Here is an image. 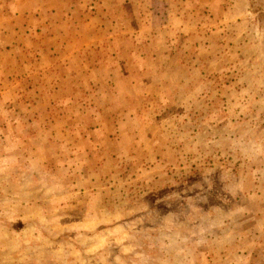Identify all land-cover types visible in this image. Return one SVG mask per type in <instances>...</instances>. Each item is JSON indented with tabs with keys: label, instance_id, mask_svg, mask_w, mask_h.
I'll list each match as a JSON object with an SVG mask.
<instances>
[{
	"label": "rangeland",
	"instance_id": "1",
	"mask_svg": "<svg viewBox=\"0 0 264 264\" xmlns=\"http://www.w3.org/2000/svg\"><path fill=\"white\" fill-rule=\"evenodd\" d=\"M0 264H264V0H0Z\"/></svg>",
	"mask_w": 264,
	"mask_h": 264
}]
</instances>
